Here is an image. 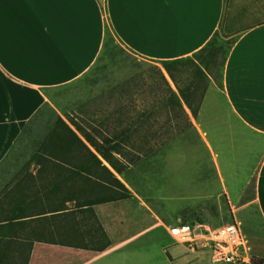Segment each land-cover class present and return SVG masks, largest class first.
Wrapping results in <instances>:
<instances>
[{
	"label": "crops",
	"instance_id": "0c3cea01",
	"mask_svg": "<svg viewBox=\"0 0 264 264\" xmlns=\"http://www.w3.org/2000/svg\"><path fill=\"white\" fill-rule=\"evenodd\" d=\"M224 12L225 0H0V164L41 107L83 80L100 62L110 39L164 66V61L192 57L205 47L220 30ZM203 69L208 79L198 115L183 100L192 125L164 145V203L158 189L162 174L155 177L152 168L138 162L122 173L115 171L133 195L93 206L111 244L96 250L35 240L28 264H225L212 260L205 240L190 242L184 233L174 231L190 226L183 221V212L206 202L233 212L253 256L264 258V21L246 27L234 41L220 84ZM211 95L230 138L240 142L241 149L231 151L227 170L200 119ZM195 135L206 145L212 165L202 159L199 166L178 159L179 141L191 142ZM175 166L182 167L183 178L189 181L187 189L171 196L175 187L165 179ZM153 176L156 182L150 183ZM70 177L74 176L37 169L18 171L8 189L23 195L25 204L55 191L57 179ZM142 179L145 183L139 184ZM228 179L237 183V201ZM252 182L255 194L245 199ZM66 184L71 190L76 183ZM176 195L186 201L169 203ZM67 204L72 206V201ZM244 211L256 245L243 227ZM199 224L207 223L197 222L195 231Z\"/></svg>",
	"mask_w": 264,
	"mask_h": 264
},
{
	"label": "rangeland",
	"instance_id": "374dc122",
	"mask_svg": "<svg viewBox=\"0 0 264 264\" xmlns=\"http://www.w3.org/2000/svg\"><path fill=\"white\" fill-rule=\"evenodd\" d=\"M262 21H264V0H225L222 26L215 35V43L209 49L210 51L204 53V55L210 54L211 71H213V76L218 84L221 83L223 66L234 41L246 27ZM189 70L191 73V69ZM162 72L173 84L164 66L140 58L126 50L115 38L110 39L100 62L90 73L80 82L58 92V98L52 100V103H45L28 122L0 164V193L4 188H9L10 182L14 180L12 176L15 172L36 170L35 164H28L31 155L46 138L57 118L62 116L68 120L67 116L71 115L86 127L98 126L106 130L115 127L118 130L130 128L132 132L129 133L132 136L130 134L128 138L121 137L119 141L128 145L133 144V155L131 156L136 158L135 163H142L141 167L152 168L155 177L162 174L158 189L161 193L160 201L164 203V145L190 126L185 116L181 115L177 118L173 116L170 119L168 115L170 108L164 101L168 92L165 90L166 85ZM186 74L185 71H176V75L182 80ZM213 99L214 96L211 95L208 100V103L210 102L208 109L204 111L200 119L203 121L204 129L209 133L212 144L220 154V161H222L224 169H226L231 163L229 160L232 155L231 151L238 152L241 147L239 139L234 142L230 138L229 132L225 129L224 120L221 119L223 113L215 110L212 105ZM123 113L127 115H123ZM135 128H139L141 131L134 132ZM192 139L191 142L179 141L176 146L178 159L192 161L195 166H199L202 160L205 164L212 165L208 149L200 136H192ZM151 147L152 149H150ZM189 164L192 163L189 162ZM184 165L188 168L187 164ZM162 167L163 171H161ZM183 171L182 167L176 169L175 166L170 170L171 177L166 178L169 180L165 179V183H170V187H175L174 190L172 189L171 196L177 194L175 192L181 188L185 190L188 187L189 180L183 178ZM229 171H227V176L231 175ZM155 177L150 180V183L156 182ZM138 179L139 175L134 177V180ZM143 181L144 179L140 180L139 184H142ZM227 181L230 184L233 199L237 201L240 195L237 183L230 179ZM254 194L255 184L252 182L246 192L245 199L252 198ZM177 196L172 198L174 202H168L180 204L186 201V199H179ZM224 210L219 211L214 203L206 202L183 212L182 217L183 221L191 227H194L197 222H203L214 230L230 222L232 218H236L233 212L227 208ZM162 213L164 215V212ZM242 213L244 215L241 218L243 227L251 232L249 237L251 242L256 245L258 243V241L255 242L256 234L251 231L252 229L244 219L247 218V213L245 211ZM110 229L113 233L116 232L114 226H111Z\"/></svg>",
	"mask_w": 264,
	"mask_h": 264
},
{
	"label": "trees",
	"instance_id": "16d2710c",
	"mask_svg": "<svg viewBox=\"0 0 264 264\" xmlns=\"http://www.w3.org/2000/svg\"><path fill=\"white\" fill-rule=\"evenodd\" d=\"M214 41L215 36L192 57L163 62L179 92L162 72L168 92L164 101L170 108V119L182 115L189 126L192 125L183 100L193 115H198L208 79L203 67L213 75L210 54L204 53L210 51ZM179 70L187 73L183 80L176 75ZM67 117L69 122L62 116L57 118L28 164H35L37 171L74 177L57 179L55 191L34 196L35 202L25 201V204L21 200L23 195L15 188L3 189L0 193V264H28L35 240L96 250L106 249L111 244L93 206L133 195L115 173H122L136 162L131 156L133 144L119 141L121 137L128 138L132 130L86 127L74 116ZM69 181L76 183L71 190L67 189ZM68 200L72 201V206L67 204ZM254 261L264 264V258L254 257Z\"/></svg>",
	"mask_w": 264,
	"mask_h": 264
},
{
	"label": "built area",
	"instance_id": "2783aa9c",
	"mask_svg": "<svg viewBox=\"0 0 264 264\" xmlns=\"http://www.w3.org/2000/svg\"><path fill=\"white\" fill-rule=\"evenodd\" d=\"M199 231L191 226H180L178 230L185 234L188 241L205 240L211 247L212 260L225 264H256L251 252L249 240L239 221L230 222L212 229L208 224H199Z\"/></svg>",
	"mask_w": 264,
	"mask_h": 264
},
{
	"label": "snow or ice",
	"instance_id": "6c2138e0",
	"mask_svg": "<svg viewBox=\"0 0 264 264\" xmlns=\"http://www.w3.org/2000/svg\"><path fill=\"white\" fill-rule=\"evenodd\" d=\"M174 231H178V229H174Z\"/></svg>",
	"mask_w": 264,
	"mask_h": 264
}]
</instances>
